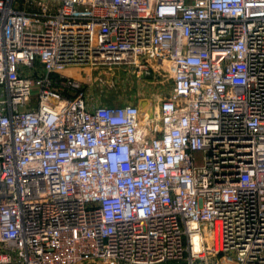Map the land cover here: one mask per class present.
I'll return each instance as SVG.
<instances>
[{
	"label": "built area",
	"instance_id": "2783aa9c",
	"mask_svg": "<svg viewBox=\"0 0 264 264\" xmlns=\"http://www.w3.org/2000/svg\"><path fill=\"white\" fill-rule=\"evenodd\" d=\"M0 264H264V0H0Z\"/></svg>",
	"mask_w": 264,
	"mask_h": 264
},
{
	"label": "rangeland",
	"instance_id": "374dc122",
	"mask_svg": "<svg viewBox=\"0 0 264 264\" xmlns=\"http://www.w3.org/2000/svg\"><path fill=\"white\" fill-rule=\"evenodd\" d=\"M101 79L102 82L95 78L92 93L98 103L108 106L133 104L150 111L172 91V81L162 73L155 78L140 72L113 69L104 72Z\"/></svg>",
	"mask_w": 264,
	"mask_h": 264
}]
</instances>
